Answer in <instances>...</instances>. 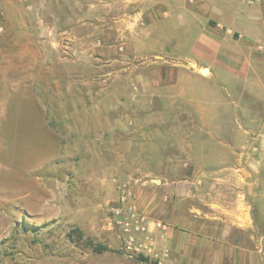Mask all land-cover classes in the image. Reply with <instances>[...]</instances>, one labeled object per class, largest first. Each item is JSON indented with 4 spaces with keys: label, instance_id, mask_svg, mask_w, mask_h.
Returning <instances> with one entry per match:
<instances>
[{
    "label": "rangeland",
    "instance_id": "374dc122",
    "mask_svg": "<svg viewBox=\"0 0 264 264\" xmlns=\"http://www.w3.org/2000/svg\"><path fill=\"white\" fill-rule=\"evenodd\" d=\"M252 6L264 25V0ZM130 10L0 0V264H154L127 252L110 222L133 179L202 187L217 169L250 174L252 207L264 208V36L215 52L212 72L209 53L193 50L203 38L133 31L116 19Z\"/></svg>",
    "mask_w": 264,
    "mask_h": 264
},
{
    "label": "crops",
    "instance_id": "0c3cea01",
    "mask_svg": "<svg viewBox=\"0 0 264 264\" xmlns=\"http://www.w3.org/2000/svg\"><path fill=\"white\" fill-rule=\"evenodd\" d=\"M125 1L131 4V10L116 19L129 22L133 31L147 29L148 35L153 33L156 37L167 26L191 31L192 35L195 32L203 38L194 41L193 50L209 53L207 59L211 63L206 69L212 72L215 52L233 54L240 42L252 46L264 36V25L259 18L262 8L252 6L257 1L262 4V0H250L252 3L249 0ZM208 12L212 20L204 25L201 16ZM116 29L122 37L124 30L118 25ZM249 84L254 83L250 80ZM205 108H212L215 114L212 102ZM106 123L114 124L109 120ZM209 126L211 132L224 130L222 125ZM250 128L244 131H253ZM249 176L245 174L241 178L235 172L217 169L203 175L202 187L198 184L202 180L189 176L133 179L136 207L150 220L166 225L156 228L151 223L145 257L155 264H264V208L255 212L252 207V183L246 182Z\"/></svg>",
    "mask_w": 264,
    "mask_h": 264
},
{
    "label": "built area",
    "instance_id": "2783aa9c",
    "mask_svg": "<svg viewBox=\"0 0 264 264\" xmlns=\"http://www.w3.org/2000/svg\"><path fill=\"white\" fill-rule=\"evenodd\" d=\"M249 3L252 1L249 0ZM110 222L119 231L122 243L127 252L133 254H147L148 246L145 244L149 238L151 223L156 228H164L161 221H152L148 215L140 211L134 202V197L123 187L117 203L111 206Z\"/></svg>",
    "mask_w": 264,
    "mask_h": 264
},
{
    "label": "trees",
    "instance_id": "16d2710c",
    "mask_svg": "<svg viewBox=\"0 0 264 264\" xmlns=\"http://www.w3.org/2000/svg\"><path fill=\"white\" fill-rule=\"evenodd\" d=\"M91 245H92L94 251H96L98 253H101L103 251H107V250L110 249L108 246H104V245H101V244L95 245L92 242H91ZM139 259H141L142 261H145V262L149 261V258L143 257V256H139ZM153 263L155 264V262H153Z\"/></svg>",
    "mask_w": 264,
    "mask_h": 264
},
{
    "label": "water",
    "instance_id": "95a60500",
    "mask_svg": "<svg viewBox=\"0 0 264 264\" xmlns=\"http://www.w3.org/2000/svg\"><path fill=\"white\" fill-rule=\"evenodd\" d=\"M203 70H207L206 68L205 69H203ZM154 182H160V180L159 179H152Z\"/></svg>",
    "mask_w": 264,
    "mask_h": 264
}]
</instances>
